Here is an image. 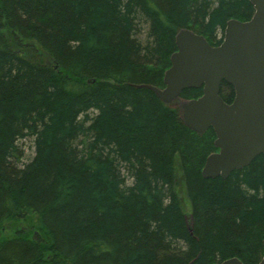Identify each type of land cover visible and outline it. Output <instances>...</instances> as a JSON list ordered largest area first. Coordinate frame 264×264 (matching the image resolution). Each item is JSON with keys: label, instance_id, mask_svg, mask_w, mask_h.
I'll use <instances>...</instances> for the list:
<instances>
[{"label": "trees", "instance_id": "trees-1", "mask_svg": "<svg viewBox=\"0 0 264 264\" xmlns=\"http://www.w3.org/2000/svg\"><path fill=\"white\" fill-rule=\"evenodd\" d=\"M253 11L249 0H0V227L37 222L0 237V264H256L264 154L204 178L214 130L190 129L147 87H164L179 30L216 46ZM219 95L231 103L232 85Z\"/></svg>", "mask_w": 264, "mask_h": 264}, {"label": "water", "instance_id": "water-1", "mask_svg": "<svg viewBox=\"0 0 264 264\" xmlns=\"http://www.w3.org/2000/svg\"><path fill=\"white\" fill-rule=\"evenodd\" d=\"M249 2L252 16L246 21L228 20L216 46L189 29L179 30L176 51L163 75L164 87L147 86L164 103L180 100L183 122L190 129L214 130L218 150L207 156L201 171L204 178L225 179L264 154V0ZM222 81L234 89L231 103L219 95ZM199 87V97L180 98L184 89ZM262 244L263 255L256 264H264V238ZM214 264L243 263L232 257Z\"/></svg>", "mask_w": 264, "mask_h": 264}, {"label": "rangeland", "instance_id": "rangeland-1", "mask_svg": "<svg viewBox=\"0 0 264 264\" xmlns=\"http://www.w3.org/2000/svg\"><path fill=\"white\" fill-rule=\"evenodd\" d=\"M180 100H176L174 103L178 105ZM26 153L31 154L28 147H26ZM184 198V197H183ZM185 201V200H184ZM187 204V202H186ZM37 226L36 217L34 215L29 216L26 219L20 220L18 223H10V224H4L0 227V237L5 235H10L13 233L15 228H21L24 232L30 233V231L33 229V227Z\"/></svg>", "mask_w": 264, "mask_h": 264}]
</instances>
